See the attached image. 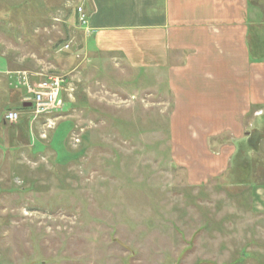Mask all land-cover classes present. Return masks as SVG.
Returning a JSON list of instances; mask_svg holds the SVG:
<instances>
[{
	"label": "rangeland",
	"instance_id": "1",
	"mask_svg": "<svg viewBox=\"0 0 264 264\" xmlns=\"http://www.w3.org/2000/svg\"><path fill=\"white\" fill-rule=\"evenodd\" d=\"M78 5L0 0L11 71L0 72V264H264V197L241 183L254 167L239 168L247 150L264 189V140L238 145L227 170L189 179L172 158L163 73L84 50ZM15 71L34 90L62 78L53 108L22 107ZM9 110L19 116L3 124Z\"/></svg>",
	"mask_w": 264,
	"mask_h": 264
},
{
	"label": "crops",
	"instance_id": "2",
	"mask_svg": "<svg viewBox=\"0 0 264 264\" xmlns=\"http://www.w3.org/2000/svg\"><path fill=\"white\" fill-rule=\"evenodd\" d=\"M79 3L90 30L87 33L81 27L84 50L118 56L136 72L163 73L173 109L169 122L172 158L188 167L189 179L227 170L238 145L257 150L259 140H264V131L258 128L264 121V57H250L247 34L250 25L264 20L263 9L248 0ZM4 67L0 62V72L9 74ZM25 76L20 71L11 75L16 85L24 86L18 89L23 99ZM256 110L245 129L247 116ZM255 130L262 134L251 139L252 147L249 140ZM219 136L228 138L217 149L211 148ZM239 155L246 165L252 159L247 150ZM256 175L252 169L248 176L244 173L248 179L240 182L257 188L255 197L262 199L264 189L253 181Z\"/></svg>",
	"mask_w": 264,
	"mask_h": 264
},
{
	"label": "built area",
	"instance_id": "3",
	"mask_svg": "<svg viewBox=\"0 0 264 264\" xmlns=\"http://www.w3.org/2000/svg\"><path fill=\"white\" fill-rule=\"evenodd\" d=\"M76 15H77V21L82 27L85 32H89V28L87 26V14L84 11L83 5L80 4L76 8ZM73 40L70 39L63 47L60 48V50H66L72 45ZM63 81L62 78L55 77V76H49L45 79H43L39 85L38 89L34 90L31 89V87L26 83V94L24 96V101H30L31 104H34L37 111H44L47 109L53 108L54 104L57 102V98L60 94V88H61V82ZM19 116L17 111L9 110L5 114V120L7 121H13L17 119Z\"/></svg>",
	"mask_w": 264,
	"mask_h": 264
},
{
	"label": "trees",
	"instance_id": "4",
	"mask_svg": "<svg viewBox=\"0 0 264 264\" xmlns=\"http://www.w3.org/2000/svg\"><path fill=\"white\" fill-rule=\"evenodd\" d=\"M248 2L264 10V0H248ZM247 40L250 57L252 59H262L264 57V20L260 24L249 26Z\"/></svg>",
	"mask_w": 264,
	"mask_h": 264
},
{
	"label": "flooded vegetation",
	"instance_id": "5",
	"mask_svg": "<svg viewBox=\"0 0 264 264\" xmlns=\"http://www.w3.org/2000/svg\"><path fill=\"white\" fill-rule=\"evenodd\" d=\"M262 134V132H260V131H258V130H255V131H253V133L251 134V136H250V140H249V144L252 146L253 145V143L251 142V139H256V138H258L259 137V135H261ZM252 147H254V145L252 146ZM259 162H260V160H258V159H252L250 162H248V164L246 165V163H244V162H242V160H241V162H240V160H239V168L240 167H242V168H246V167H248V168H250L251 169V166H253L254 168H259ZM246 165V166H245ZM253 168V169H254Z\"/></svg>",
	"mask_w": 264,
	"mask_h": 264
},
{
	"label": "water",
	"instance_id": "6",
	"mask_svg": "<svg viewBox=\"0 0 264 264\" xmlns=\"http://www.w3.org/2000/svg\"><path fill=\"white\" fill-rule=\"evenodd\" d=\"M29 104H30L29 102L24 103V105H29Z\"/></svg>",
	"mask_w": 264,
	"mask_h": 264
}]
</instances>
